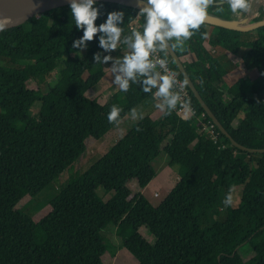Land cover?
<instances>
[{
	"label": "trees",
	"instance_id": "trees-1",
	"mask_svg": "<svg viewBox=\"0 0 264 264\" xmlns=\"http://www.w3.org/2000/svg\"><path fill=\"white\" fill-rule=\"evenodd\" d=\"M147 1L204 10L229 21L248 14L251 23L264 20V4L252 12L253 0ZM138 14V27L154 34L184 78L152 18L120 3H75L0 30V264H105L101 231L109 222L121 247L142 237L141 229L148 230L155 238L147 252L152 264H264V151L250 150L264 149V25L238 31L159 16L197 90L227 133L194 92L189 103L197 114L185 121L168 95L158 121L151 111L141 115L104 154L102 165L95 162L82 176L71 178L50 200L48 219L36 228L39 243L23 239L26 213L19 203L26 196L40 197L86 153L88 138L101 139L142 107L157 105L153 72L142 61L128 68L121 87L105 103L86 95L103 79L107 64L126 56L128 28ZM173 20L181 23L179 29H167ZM210 27L212 50L204 45ZM238 46L246 49L247 66L257 71L248 83L252 97L225 87L226 75L236 66L228 52ZM185 55L194 59L185 60ZM30 81L47 87L40 90ZM208 121L217 140L202 127ZM161 153L178 167L179 180L154 205L142 189L157 177L154 162ZM132 181L140 190L127 198L121 190ZM238 185L243 187L242 201L252 197L258 202L249 214L239 215L241 207L232 204ZM99 187L114 194L104 200ZM222 205L224 219L219 218Z\"/></svg>",
	"mask_w": 264,
	"mask_h": 264
},
{
	"label": "rangeland",
	"instance_id": "rangeland-1",
	"mask_svg": "<svg viewBox=\"0 0 264 264\" xmlns=\"http://www.w3.org/2000/svg\"><path fill=\"white\" fill-rule=\"evenodd\" d=\"M262 4H264V0H253L251 11L254 12ZM201 12L207 13L204 10H202ZM250 16L251 15L248 14L245 18H242L241 21L246 20L245 25L250 24ZM2 20L3 19H0V23L2 22ZM68 20V17L64 18L65 22H67ZM34 28L36 30H42L43 26L35 23ZM210 31L211 33L209 34L207 40H205L208 46L210 44H213L215 37L211 27ZM116 46L117 43L113 45V48H116ZM123 52L126 54V56L124 54H121L120 57L118 56L116 63L113 62L106 65V74L101 81L96 83L87 91L86 95L88 97H96L98 98V102L100 104H103L114 92H116L121 87L128 68L131 67L138 59L137 55L130 47ZM243 56L244 53H242L239 57L236 56V59L240 61L241 65V71L237 72V74L239 73V75L237 76L238 82L233 83L230 79V75H228L225 87L234 89L236 91V94L238 93L242 97H252L253 95L250 91L249 85L246 84L247 82H245V80L248 81L251 78V75L253 76L257 74V71L248 68L247 64H245V61L242 58ZM233 61H235V58L233 59ZM55 75L58 76V73H55ZM55 81L56 79L52 80V84L55 83ZM30 84L32 87L40 88V90H44L47 87L46 84L39 86L36 81H30ZM156 104L157 105L154 107V109L151 106L142 107L133 116L132 114L129 115L126 119L121 121V123L116 128L109 131L103 138L98 140L93 137L88 138V148L86 153L82 157L77 159L75 163L59 178L55 179L53 183L50 184L49 187L40 195V197L31 199L30 196H26L19 203V206H24V210L26 213L21 222V235L27 243H39V240L36 236V228L39 225H43L46 223L48 219V213L51 208L49 204L50 200L54 198V196L61 188L66 186V182L71 180V178L82 176L88 169V167L95 162H98L99 165H102L104 162V154L128 131L130 125L137 121L141 115H144L146 112L148 113L149 111H151L152 117L155 121H158L161 118V114L165 106L160 100H156ZM166 143H168V140L165 141L162 145L164 146ZM168 161L169 157L164 153H161L155 159L154 167L157 169L158 175L146 188L142 189V192L154 205H159L179 180V174L177 170L178 167L170 166ZM242 189V185L235 186L231 194V201L233 206L238 208L241 207L239 215L249 214L258 204V202L252 197H247L244 201H242ZM139 190L140 188L138 184L135 181H132L121 190V193L127 198H131ZM98 194L104 200H107L114 194V191L105 187H99ZM226 215V207L225 205H222L221 215L219 218L224 219ZM139 233L142 237L139 236L137 238H133L129 242H127L125 246L121 247L119 240L116 237L115 225L113 222H109L101 231V235L104 237L107 245V251L103 255L104 263L152 264L148 259L147 252L150 246L155 243V238L145 228L141 229Z\"/></svg>",
	"mask_w": 264,
	"mask_h": 264
},
{
	"label": "water",
	"instance_id": "water-1",
	"mask_svg": "<svg viewBox=\"0 0 264 264\" xmlns=\"http://www.w3.org/2000/svg\"><path fill=\"white\" fill-rule=\"evenodd\" d=\"M89 1H110L115 3H120L123 5H127L130 7H134L142 12L147 13L153 21L158 33L162 37V40L167 47L169 53L177 63L179 69L181 70L184 78L186 79L189 86L192 88V91L197 96L198 100L205 108V110L211 115L214 122L225 132L226 130L220 124V122L213 116L210 108L205 103L201 94L197 90L195 83L191 79L188 74L185 66L173 48L171 42L168 40L164 29L162 28L158 17H166V18H179V19H191L195 21H200L212 25H217L224 27L230 30H238V31H250L258 26L264 25V20H260L254 23H250L245 25L246 20L239 21H229L222 19L220 17L204 13L201 11H195L188 8H177V7H158L152 5L147 0H0V19L10 20V23L1 27L0 30L7 29L18 24H21L27 21L32 16H36L47 11L82 2ZM210 4L209 1L204 2L203 5L206 6ZM237 144V143H236ZM238 145V144H237ZM239 146V145H238ZM251 151H264V149H250Z\"/></svg>",
	"mask_w": 264,
	"mask_h": 264
},
{
	"label": "built area",
	"instance_id": "built-area-1",
	"mask_svg": "<svg viewBox=\"0 0 264 264\" xmlns=\"http://www.w3.org/2000/svg\"><path fill=\"white\" fill-rule=\"evenodd\" d=\"M140 18V14L136 15L135 20L129 25L130 48L137 55V61L145 62L147 68L153 72L152 84L155 86L156 99L165 106V98L170 95L176 104L178 115L185 121L191 115L197 114L196 107L189 103L192 88L171 66L167 52L157 45L154 34H146L138 27L136 23ZM201 116H205V113ZM202 127L209 136L217 140L212 121L204 122Z\"/></svg>",
	"mask_w": 264,
	"mask_h": 264
},
{
	"label": "crops",
	"instance_id": "crops-1",
	"mask_svg": "<svg viewBox=\"0 0 264 264\" xmlns=\"http://www.w3.org/2000/svg\"><path fill=\"white\" fill-rule=\"evenodd\" d=\"M181 27V23L179 22V21H176V20H173V21H170L168 24H167V29H170V30H175V29H179ZM211 39V38H210ZM204 45L209 49V50H212V49H214V46H213V44H210L209 46L206 44V41L204 42ZM242 53H244V56H245V54H246V49L245 48H241L240 46H238L237 47V50H236V52H234V53H230V52H228V55H229V57L231 58V59H234L235 58V61H234V63H235V68H233L227 75H226V77H225V79H226V81H227V76L228 75H230V79H231V81L233 82V83H237L238 82V78H237V76L239 75V73L237 74V72H240L241 71V65H240V61L239 60H237L236 59V56H240ZM244 56L242 57L243 58V60H244ZM182 59V58H181ZM183 59H185V60H192V59H194V56L193 55H185L184 57H183ZM245 61V60H244ZM245 64H246V62H245ZM249 68V67H248ZM254 68H251V70H253ZM250 70V69H249ZM254 70H256V69H254ZM246 74V73H245ZM256 76V74L255 75H251V78L248 80V81H246L245 80V82H247L246 84L248 85V83H249V81L251 80V79H253L254 77ZM237 79V80H236ZM226 81H225V84H226ZM234 90V89H233ZM235 91V90H234ZM235 93H236V91H235ZM238 94V93H237ZM239 95V94H238ZM252 95H255V94H253L252 93ZM240 96V95H239ZM242 97V96H241ZM160 107H161V105H160ZM146 188V187H145Z\"/></svg>",
	"mask_w": 264,
	"mask_h": 264
},
{
	"label": "bare ground",
	"instance_id": "bare-ground-1",
	"mask_svg": "<svg viewBox=\"0 0 264 264\" xmlns=\"http://www.w3.org/2000/svg\"><path fill=\"white\" fill-rule=\"evenodd\" d=\"M10 23V20H7V19H3L2 22L0 23V28L9 24Z\"/></svg>",
	"mask_w": 264,
	"mask_h": 264
}]
</instances>
